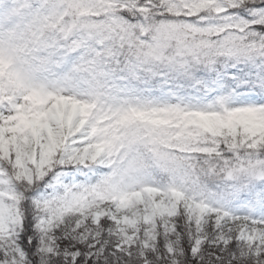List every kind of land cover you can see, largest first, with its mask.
<instances>
[{
  "label": "snow or ice",
  "instance_id": "snow-or-ice-1",
  "mask_svg": "<svg viewBox=\"0 0 264 264\" xmlns=\"http://www.w3.org/2000/svg\"><path fill=\"white\" fill-rule=\"evenodd\" d=\"M0 264H264V0H0Z\"/></svg>",
  "mask_w": 264,
  "mask_h": 264
}]
</instances>
